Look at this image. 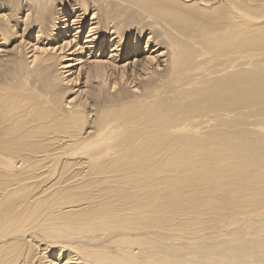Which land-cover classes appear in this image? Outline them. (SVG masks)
Masks as SVG:
<instances>
[{"label":"bare ground","instance_id":"bare-ground-1","mask_svg":"<svg viewBox=\"0 0 264 264\" xmlns=\"http://www.w3.org/2000/svg\"><path fill=\"white\" fill-rule=\"evenodd\" d=\"M17 8L0 264H264V0Z\"/></svg>","mask_w":264,"mask_h":264},{"label":"clouds","instance_id":"clouds-1","mask_svg":"<svg viewBox=\"0 0 264 264\" xmlns=\"http://www.w3.org/2000/svg\"><path fill=\"white\" fill-rule=\"evenodd\" d=\"M58 2H62V0H46V5L43 3V0H0V6H9L13 10L18 5L17 11H20L24 4H28L30 8L37 7L44 10L45 7H51ZM0 36L4 38L2 33H0ZM9 38H11V36Z\"/></svg>","mask_w":264,"mask_h":264}]
</instances>
